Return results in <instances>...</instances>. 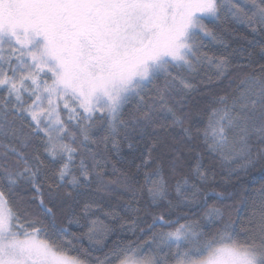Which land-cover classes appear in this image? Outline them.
<instances>
[{"label":"snow or ice","instance_id":"6c2138e0","mask_svg":"<svg viewBox=\"0 0 264 264\" xmlns=\"http://www.w3.org/2000/svg\"><path fill=\"white\" fill-rule=\"evenodd\" d=\"M0 264H264V0H0Z\"/></svg>","mask_w":264,"mask_h":264},{"label":"trees","instance_id":"16d2710c","mask_svg":"<svg viewBox=\"0 0 264 264\" xmlns=\"http://www.w3.org/2000/svg\"><path fill=\"white\" fill-rule=\"evenodd\" d=\"M210 26H211V25H210ZM236 27H237V31H239V32H243V31H245L241 26H236ZM226 39H228V40L231 41V44H232L233 47H238L239 45H244L245 47H247L246 42L243 41V40H240L239 38H236V37H233V36H226ZM216 47L218 48L219 46H216ZM226 83H227V81L224 82V84H226ZM222 86H223V85H221V87H222ZM219 90H220L219 87L213 86L211 89L207 90L208 95H197V96L195 97V100H194L193 102H194V103H195L196 101H201V102H203L204 100H206V99L209 98V95H210L212 92H218ZM123 153L125 154L126 159H130L132 155H136V156H138V155H139V150H137L135 153H133L132 150H130V149H128V148L125 147V148L123 149ZM136 162L138 163L139 160L137 159ZM218 171H219V169H218ZM221 175H223V173H221ZM251 175H252V177H254V178L256 179L257 184L253 185L251 179L246 178V179L244 180V182H243V183H244V186H250V187L258 186V182L260 181L261 173H260L258 170H254V171L252 172ZM217 181H218V183H219V177H217ZM226 187H227V186L217 187V190H218V191H220V190H224V188H226ZM229 190H231V189H229ZM227 203H232V201L229 200V201H227ZM150 219H151V218L149 217V220H150ZM112 239H115V237H112ZM109 243H111V240L109 241Z\"/></svg>","mask_w":264,"mask_h":264}]
</instances>
